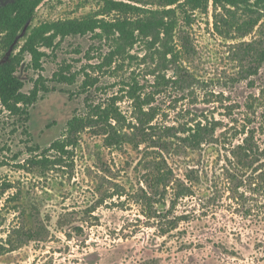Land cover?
<instances>
[{
    "label": "rangeland",
    "instance_id": "rangeland-1",
    "mask_svg": "<svg viewBox=\"0 0 264 264\" xmlns=\"http://www.w3.org/2000/svg\"><path fill=\"white\" fill-rule=\"evenodd\" d=\"M131 3L156 9L161 0ZM233 9L234 26L221 35L215 30L212 1L206 11L184 13L178 8L175 61L160 58L161 46L151 49L140 41L129 51L133 58L120 60L118 68L117 63L96 73L87 68L100 77L96 99L118 93L124 79L135 78L144 85V93L154 95L161 125L179 127L206 119L223 123L217 143L197 150L175 145L174 153L168 154L177 174L194 178L195 196L182 199L174 209L169 201L157 205L169 217L182 216L179 228L166 235L145 222L138 205L117 194L121 189H137L144 173V146L107 148L102 136L85 130L72 166L51 171L19 167L29 157L28 145L50 144L64 133L75 111L83 110L85 95L77 94L83 69L109 51L106 38L91 34L65 38L54 50L45 49L42 71L33 69L30 56L25 57L18 70L25 90L33 88L40 74L51 90L42 93L30 109L31 144L21 121L8 112L0 114V251L7 249L0 254V264H264V197L252 194L243 208L230 198L224 174L226 147L239 142L244 125L260 129L257 137L264 147V64L258 74L247 76L249 61L240 60V53L251 47L240 49L239 44L263 37L264 11ZM98 14L107 20L121 16L107 10L106 0H45L14 47L6 50L0 36V63L20 50L33 27ZM255 21L258 24L250 35L237 38L240 23L249 26ZM65 63L78 73L74 84L53 79ZM188 74L192 78L184 77ZM119 104L130 116L132 101L125 98ZM15 153L20 157L15 158ZM34 208L48 221L50 239L20 243L11 250L14 229L23 224L31 227ZM94 209L96 218L88 213ZM73 211L67 219L65 214Z\"/></svg>",
    "mask_w": 264,
    "mask_h": 264
},
{
    "label": "trees",
    "instance_id": "trees-1",
    "mask_svg": "<svg viewBox=\"0 0 264 264\" xmlns=\"http://www.w3.org/2000/svg\"><path fill=\"white\" fill-rule=\"evenodd\" d=\"M44 1L14 0L8 6L0 8V36L6 50L15 46L18 36L34 18L37 8ZM133 1L136 0H106L109 12L121 13V16L114 20L99 18L101 14L99 13L82 19L43 22L33 27L20 50L0 63V114L8 112L21 121V127L29 136L27 140L31 144L32 137L27 125L30 120V109L41 94L49 92L51 88L40 74L35 79L33 88L30 91L25 90L26 82L18 74L25 57L30 56L33 69L42 71L43 58L48 54L45 49L54 50L65 38L90 34L96 39L106 38L109 42V51L98 63L83 69L84 79L77 90V94L85 95L83 110L75 111L68 120L64 133L50 144L28 145L29 157L19 167L29 171L37 168L51 171L72 166L75 148L81 133L85 130L102 136L104 146L107 148L124 144H130L135 148L144 146L145 154L141 162L144 173L137 189L132 192L121 189L117 194L127 196L130 202L138 205L145 222L158 227L159 231L166 235L179 228L182 216L169 217L167 212L158 209L157 205L169 201L171 208L174 209L182 199L195 196L191 181L194 178L177 174L168 154L174 153L175 145L197 150L205 144L217 143L219 141L217 131L222 128L223 123L206 119L205 122L197 121L193 125L188 123L179 127L161 125L158 122L159 108L153 105L154 95L144 93L145 87L137 79L132 78V81L124 79L122 81L124 87L120 88L121 95L118 91L106 99H96L94 93L100 89V77L95 73L111 69L114 63L126 57L133 58L129 51L140 41L151 49L158 45L164 48L159 51L162 60L169 62L177 60L178 54L173 40L178 22L176 17L178 8L184 13H188L189 9L206 11L212 1L215 9V30L224 35L229 34L234 26V22L230 20L233 8L253 10V7H256L264 11V0H161L160 7L156 9L132 4ZM257 24L258 21L249 26L240 23L237 26L239 30L237 38L250 35ZM239 44L240 49L243 46L251 47V51L240 53V60L249 61L247 76L258 74L264 64V34L260 39ZM119 66L117 63V68ZM88 67L95 73L87 71ZM184 77L192 78L189 74ZM77 78L78 73L72 71L71 63L62 65L53 77L56 82L69 84H74ZM192 82L190 81L188 86H191ZM125 98L132 101L130 116L123 112L119 104ZM263 127L264 123L261 124V129ZM259 130L244 125L239 142L232 141L226 147L228 155L224 174L229 183V196L243 208L247 206L252 194L264 197V147L257 137ZM14 156L19 158L20 153H15ZM90 211L89 215L96 218L92 215L95 209ZM245 212H250V209ZM74 213L67 212L65 217L68 219ZM31 216V227L23 224L14 229L15 239L11 240V250L20 243L46 242L50 239V226L40 210L34 208ZM59 223H62V218ZM5 248L0 254L7 251Z\"/></svg>",
    "mask_w": 264,
    "mask_h": 264
},
{
    "label": "flooded vegetation",
    "instance_id": "flooded-vegetation-1",
    "mask_svg": "<svg viewBox=\"0 0 264 264\" xmlns=\"http://www.w3.org/2000/svg\"><path fill=\"white\" fill-rule=\"evenodd\" d=\"M14 0H0V8L6 7L9 4H11V2H13Z\"/></svg>",
    "mask_w": 264,
    "mask_h": 264
},
{
    "label": "water",
    "instance_id": "water-1",
    "mask_svg": "<svg viewBox=\"0 0 264 264\" xmlns=\"http://www.w3.org/2000/svg\"><path fill=\"white\" fill-rule=\"evenodd\" d=\"M27 26H28V24H27ZM27 26H26V27H27Z\"/></svg>",
    "mask_w": 264,
    "mask_h": 264
}]
</instances>
